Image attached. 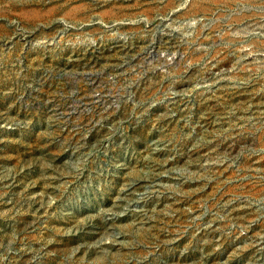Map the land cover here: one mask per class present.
<instances>
[{"label": "rangeland", "instance_id": "374dc122", "mask_svg": "<svg viewBox=\"0 0 264 264\" xmlns=\"http://www.w3.org/2000/svg\"><path fill=\"white\" fill-rule=\"evenodd\" d=\"M0 264H264V0H0Z\"/></svg>", "mask_w": 264, "mask_h": 264}]
</instances>
